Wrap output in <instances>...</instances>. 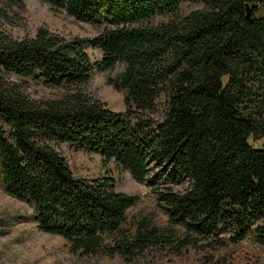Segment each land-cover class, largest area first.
Returning <instances> with one entry per match:
<instances>
[{"label": "trees", "instance_id": "16d2710c", "mask_svg": "<svg viewBox=\"0 0 264 264\" xmlns=\"http://www.w3.org/2000/svg\"><path fill=\"white\" fill-rule=\"evenodd\" d=\"M37 1L98 29L93 38L0 31V187L32 209L38 230L81 258L180 257L245 241L264 249V0ZM186 2L199 7L182 14ZM118 64L109 82L123 113L90 93L95 72ZM11 76L57 95L32 99ZM63 145L139 184L159 177L150 192L182 238L153 228L122 238L138 197L116 193L111 178L75 179Z\"/></svg>", "mask_w": 264, "mask_h": 264}, {"label": "rangeland", "instance_id": "374dc122", "mask_svg": "<svg viewBox=\"0 0 264 264\" xmlns=\"http://www.w3.org/2000/svg\"><path fill=\"white\" fill-rule=\"evenodd\" d=\"M22 2V5L11 6L0 0V12L7 17H0V31L13 39L33 37L41 27L67 38H93L98 34L96 27L75 22L37 0ZM198 7L193 2H186L181 5V12L187 14ZM87 53L92 62L102 59V53L98 49L87 48ZM123 69L124 65L118 64L111 71H96L90 83L92 97L100 100L114 113L124 112L123 94L116 92L109 80H116ZM11 79L21 83L25 93L32 99H46L57 95L30 79L16 76H11ZM59 151L66 158L75 179L96 181L111 178L115 182L116 193L138 197V202L125 213V223L121 226L122 238H130L137 232L142 233L151 228L163 235L173 233L176 239L182 238L183 231L167 223L166 216L157 209L156 196L150 192L153 187L162 183L159 177L151 176L145 183L139 184L129 174L117 171L113 164L104 165L95 155H88L68 145L59 147ZM170 253L171 251L149 249L142 255L134 254L131 259L119 255L77 257L70 253L65 241L40 232L32 209L8 196L0 187V264H264V249L248 241L216 253L187 251L180 257H174Z\"/></svg>", "mask_w": 264, "mask_h": 264}, {"label": "water", "instance_id": "95a60500", "mask_svg": "<svg viewBox=\"0 0 264 264\" xmlns=\"http://www.w3.org/2000/svg\"><path fill=\"white\" fill-rule=\"evenodd\" d=\"M256 9V5H253L252 7L246 6V19L252 20L253 14L255 13Z\"/></svg>", "mask_w": 264, "mask_h": 264}]
</instances>
